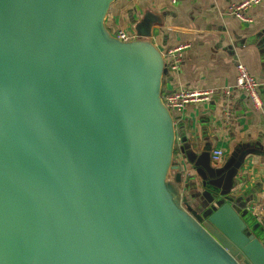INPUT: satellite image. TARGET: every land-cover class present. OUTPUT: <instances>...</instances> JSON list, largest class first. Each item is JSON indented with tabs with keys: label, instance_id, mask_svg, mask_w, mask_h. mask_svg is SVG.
Masks as SVG:
<instances>
[{
	"label": "water",
	"instance_id": "1",
	"mask_svg": "<svg viewBox=\"0 0 264 264\" xmlns=\"http://www.w3.org/2000/svg\"><path fill=\"white\" fill-rule=\"evenodd\" d=\"M115 1L0 0V264H264V217L226 184L246 152L185 171L162 19L122 41Z\"/></svg>",
	"mask_w": 264,
	"mask_h": 264
},
{
	"label": "crops",
	"instance_id": "2",
	"mask_svg": "<svg viewBox=\"0 0 264 264\" xmlns=\"http://www.w3.org/2000/svg\"><path fill=\"white\" fill-rule=\"evenodd\" d=\"M241 1L178 0L169 4L165 0H116L106 23L113 33L120 29L133 33V19L146 11L161 17L162 23L153 25L152 39L167 64L168 48L181 42L191 44L180 72H172L168 65L164 95L181 89H211L213 93L208 101L188 104L175 113L176 160L185 161V171L195 174L187 151L196 162L203 158L218 169L227 164L233 167L234 155L245 151L241 167L226 184L233 186L232 194L241 196L238 202H248L251 212L264 217V0L247 11L250 22L230 13V6ZM238 63L246 65L259 82L261 108L254 107L246 91L234 87ZM228 89L230 94L225 92ZM227 100L232 108L229 120L225 114ZM216 149L223 150L218 162L212 159Z\"/></svg>",
	"mask_w": 264,
	"mask_h": 264
},
{
	"label": "built area",
	"instance_id": "3",
	"mask_svg": "<svg viewBox=\"0 0 264 264\" xmlns=\"http://www.w3.org/2000/svg\"><path fill=\"white\" fill-rule=\"evenodd\" d=\"M169 4H176L178 0H165ZM263 0H242L239 3L233 4L230 6V13L236 18L244 21L250 22L251 19L247 15V11L262 2ZM115 35L122 41H128L132 39L133 33H130L126 30H118ZM191 47V44L188 42L178 43L167 49L166 58L168 60L169 68L172 72H180L182 64L184 62L186 51ZM239 91H246L256 109L261 108L263 105L259 87L260 84L255 77H253L247 66L243 63H238L237 65V78L234 86ZM227 94H230V90L225 91ZM213 90L211 89H181L178 91L170 92L163 95L164 101L167 107L173 112H178L183 110L188 104L191 103H200L206 102L210 99ZM226 118L229 120L232 116L230 102L226 101ZM224 114V115H225ZM223 156V150L216 149L213 151L212 159L215 162L221 160ZM257 208H254L256 211Z\"/></svg>",
	"mask_w": 264,
	"mask_h": 264
},
{
	"label": "rangeland",
	"instance_id": "4",
	"mask_svg": "<svg viewBox=\"0 0 264 264\" xmlns=\"http://www.w3.org/2000/svg\"><path fill=\"white\" fill-rule=\"evenodd\" d=\"M126 30H127V29H126ZM128 31H129V30H128ZM175 113H176V112H174V111H173V114L176 116V114H175Z\"/></svg>",
	"mask_w": 264,
	"mask_h": 264
},
{
	"label": "trees",
	"instance_id": "5",
	"mask_svg": "<svg viewBox=\"0 0 264 264\" xmlns=\"http://www.w3.org/2000/svg\"><path fill=\"white\" fill-rule=\"evenodd\" d=\"M164 95V94H163ZM175 155H176V150H175Z\"/></svg>",
	"mask_w": 264,
	"mask_h": 264
}]
</instances>
